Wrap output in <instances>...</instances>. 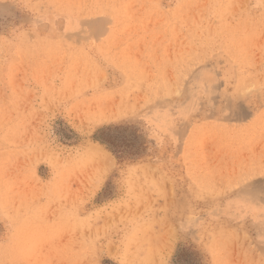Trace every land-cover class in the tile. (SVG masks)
I'll list each match as a JSON object with an SVG mask.
<instances>
[{"label": "rangeland", "instance_id": "374dc122", "mask_svg": "<svg viewBox=\"0 0 264 264\" xmlns=\"http://www.w3.org/2000/svg\"><path fill=\"white\" fill-rule=\"evenodd\" d=\"M0 264H264V0H0Z\"/></svg>", "mask_w": 264, "mask_h": 264}, {"label": "crops", "instance_id": "0c3cea01", "mask_svg": "<svg viewBox=\"0 0 264 264\" xmlns=\"http://www.w3.org/2000/svg\"><path fill=\"white\" fill-rule=\"evenodd\" d=\"M191 175L193 176V178L195 177V178H198V176H199V174H194V173H191ZM204 177H205V174L203 175ZM194 178V179H195Z\"/></svg>", "mask_w": 264, "mask_h": 264}]
</instances>
